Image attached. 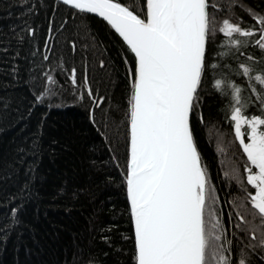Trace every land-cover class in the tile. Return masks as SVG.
<instances>
[{
  "label": "trees",
  "instance_id": "1",
  "mask_svg": "<svg viewBox=\"0 0 264 264\" xmlns=\"http://www.w3.org/2000/svg\"><path fill=\"white\" fill-rule=\"evenodd\" d=\"M120 2L131 7L130 0ZM135 3L139 9L140 0ZM212 3L215 8H210V13L217 29L222 27L223 19L238 22L244 28L257 25L251 37L239 34L228 37L217 30L211 52L212 63L217 67L206 78L201 101L204 120L199 149L216 197L215 212L232 239L231 234L238 231L234 221L238 222L237 213L243 211L240 206L245 204L244 189L253 194L255 190L247 184V156L235 138L229 106L231 85L243 90L245 115L250 118L264 113L259 99L264 85L255 80L264 69V49L256 43L258 22L249 12L253 9L264 15V0H212ZM82 22L90 25L100 48L107 49L104 57L111 58L109 63L115 62V84L101 82V72L96 66L99 51L85 52L83 65L79 43L77 51L71 52L68 28ZM19 36L24 38L23 42ZM237 39L241 41L239 46L234 42ZM125 49L127 46L108 24L91 15L83 21L80 16L72 19L67 6L56 0H0V228L10 222L8 218L14 208L19 218L7 236L0 231V264H72L78 249L84 257L94 256L96 264H131L132 240L123 237L132 235V226L125 193L118 187L124 175L123 150L119 168L115 167L116 161L107 164L113 180L107 189L89 166L90 158L108 161L112 155L104 135L101 109L111 102L120 105L119 114L113 113L117 119L123 113L125 68L117 52L127 55L130 61L132 54ZM45 55L49 60H43ZM41 64L43 71L51 70L57 84H48L36 67ZM241 64L254 69L250 76L243 75ZM73 67L77 76L75 86L71 84ZM82 71H87L88 85L82 84ZM216 80L225 81L223 90H217ZM41 84L50 89L47 94L37 92L36 86ZM88 86L94 90L92 97L87 95ZM37 95H43V102ZM101 98L103 103L96 107L94 101ZM41 130L38 156L17 151L29 149ZM30 167H35V175L31 177ZM29 179L31 195L23 193L20 207L22 200L13 197L21 196V189ZM73 192H79L78 197H73ZM246 206H251L250 201ZM107 228L111 231L104 230ZM105 237L109 238L108 243ZM229 255L239 257L238 252Z\"/></svg>",
  "mask_w": 264,
  "mask_h": 264
},
{
  "label": "snow or ice",
  "instance_id": "2",
  "mask_svg": "<svg viewBox=\"0 0 264 264\" xmlns=\"http://www.w3.org/2000/svg\"><path fill=\"white\" fill-rule=\"evenodd\" d=\"M130 3L131 7L120 0H62L72 19L80 16L83 21L90 13L102 17L127 45L124 51L132 54L129 61L127 55L117 52L125 68L126 104L122 115L119 119L113 115L119 114V104L109 102L106 109H101L104 135L112 155L108 161L89 159L90 168L107 189L113 184L107 164L116 161L115 167L119 168L123 150L124 175L118 187L125 193L132 226V235L123 237L132 240L131 264H264V113L250 118L244 114L243 90L236 84L231 85V120L235 122V138L247 156V184L255 191L253 194L244 189L245 204L240 206L243 211L237 213L238 222L234 221L238 231L231 234L232 239L215 212L216 197L199 149L204 120L202 94L206 78L217 67L211 55L216 32L228 37H251L257 25L244 28L238 22L223 19L222 27L217 29L210 13V8H215L212 0H140L139 9L135 0ZM249 12L258 22L256 43L264 49V15L253 9ZM68 32L73 54L80 45L81 64L85 52L99 51L96 66L101 82L115 84V62L109 63L111 58L104 57L107 49L100 48L90 25L82 22L74 28L69 26ZM18 39L23 42L24 38ZM234 42L241 44L238 39ZM43 60H49V56ZM36 67L49 85L57 84L51 70L43 71L42 64ZM240 67L245 76L254 71L244 64ZM260 73L255 80L264 85V69ZM81 81L88 85L87 71H82ZM71 84L77 85L75 67L71 69ZM224 85L223 80L215 82L217 90H223ZM36 87L39 93L50 91L42 84ZM87 95H94L91 86L87 87ZM36 98L43 102V95ZM80 99H84L83 93ZM259 99L264 108V93ZM101 103L103 98L94 101L96 107ZM90 119L96 122L91 115ZM244 125L250 129V142H246L242 131ZM42 135L41 130L29 149L17 151L38 156ZM28 173L34 176L35 167H30ZM83 191L95 195L90 190ZM25 192L31 195V179L23 185L21 196L13 198L22 200ZM78 195L79 192L72 193L73 197ZM248 201L250 207L246 206ZM22 204L23 200L20 207ZM8 219L10 222L0 228L5 236L19 223L15 208ZM104 239L108 243L109 238ZM232 252L239 253L238 259L229 255ZM72 264H96V258L84 257L78 249Z\"/></svg>",
  "mask_w": 264,
  "mask_h": 264
},
{
  "label": "water",
  "instance_id": "3",
  "mask_svg": "<svg viewBox=\"0 0 264 264\" xmlns=\"http://www.w3.org/2000/svg\"><path fill=\"white\" fill-rule=\"evenodd\" d=\"M58 3H60V4H62V0H56ZM87 15H91V16H93V17H96V18H98L99 20H101V21H103V22H105L106 24H107V22L106 21H104L103 20V18L102 17H98V16H96L95 14H87ZM110 26V25H109ZM110 28H111V26H110ZM111 30H113L114 32H115V30L114 29H112L111 28ZM117 35H118V33H116ZM119 36V35H118ZM121 40H122V38H121ZM126 45V44H125ZM127 46V45H126Z\"/></svg>",
  "mask_w": 264,
  "mask_h": 264
},
{
  "label": "rangeland",
  "instance_id": "4",
  "mask_svg": "<svg viewBox=\"0 0 264 264\" xmlns=\"http://www.w3.org/2000/svg\"><path fill=\"white\" fill-rule=\"evenodd\" d=\"M234 130H235V129H234ZM242 131L245 132V137L247 136V138H246V142H250V137L248 136V133H249L250 129H248L247 125H244V126L242 127ZM246 134H247V135H246Z\"/></svg>",
  "mask_w": 264,
  "mask_h": 264
}]
</instances>
